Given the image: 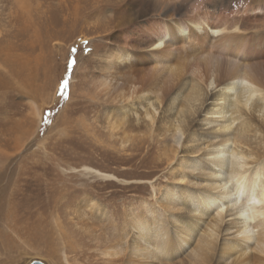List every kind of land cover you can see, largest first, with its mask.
<instances>
[{"label": "rangeland", "instance_id": "obj_1", "mask_svg": "<svg viewBox=\"0 0 264 264\" xmlns=\"http://www.w3.org/2000/svg\"><path fill=\"white\" fill-rule=\"evenodd\" d=\"M168 1L188 15L211 11L210 5L217 2ZM230 1L241 4L253 0ZM24 5L20 0H0V264H111L102 251L119 239L125 212L132 205L138 206L141 200L155 202L159 194L153 187L158 190L171 183L186 187L188 183L187 190L193 192L207 183L204 178L200 181L196 173L190 182L189 178L176 182L169 172L171 157L167 148L178 147V155L195 159L202 158L203 152H190L186 144L176 146V137L157 122L152 132L144 129L147 119H143V113L151 97L149 100L144 95L145 99L123 104L98 85L102 79L99 56L135 37L131 33L136 27L127 26L126 21L134 11L129 9L128 0H24ZM261 9H242L243 14L234 15L245 17L242 21L249 31L261 29L263 34ZM224 17L230 23L229 16ZM194 53L185 47L173 60L182 63L187 73L185 81L191 79ZM70 58L76 63L69 74ZM256 61L264 64V56ZM144 70V75L151 78L156 74L150 65ZM66 78L64 99L59 93ZM217 92L213 86L204 90L202 105L186 118L196 129L194 145L205 146L215 139L207 135L220 136L217 121L208 123L209 115L205 113ZM34 104L40 111L38 122L33 115ZM121 105L129 110V123L140 127V135L125 146L121 145V130H114L112 135L106 122L107 115L115 120ZM156 114V118L165 114L163 106ZM262 114L252 110L242 114L259 126L256 134H246L243 149L262 153ZM238 121L232 123L233 128ZM94 171L113 177L102 178ZM180 214L184 222L194 215L188 207ZM211 215L195 219L201 225L198 233H202ZM236 218L233 210L223 212L215 229L219 239L210 260L202 264H256L253 249L240 257L232 253L230 258L220 260L223 243L237 239ZM190 249L191 244L185 245L164 263L146 262L186 264L192 261ZM118 257L120 262L116 264H124L129 255Z\"/></svg>", "mask_w": 264, "mask_h": 264}, {"label": "bare ground", "instance_id": "obj_2", "mask_svg": "<svg viewBox=\"0 0 264 264\" xmlns=\"http://www.w3.org/2000/svg\"><path fill=\"white\" fill-rule=\"evenodd\" d=\"M215 1L217 2L210 5L211 11L207 9L200 14L191 12L188 15L189 13H182L174 2L168 0H128L129 9L133 8L134 11L126 16V21L127 26L136 27L131 33L135 37L98 58L102 73L98 85L104 91L107 90L110 97L118 98L123 104L145 99L144 95L149 100L152 98V101L146 103L143 113V119H147L145 130L151 131L157 122L158 126L176 137V146L186 144L185 147L190 148V152H203L202 158L195 159L187 154L178 155V147L167 148L171 157L169 172L173 179L185 182L189 178L190 182L193 178L191 176L196 173L200 181L201 178L207 181L203 187H197L193 192L187 190L188 183L186 187H180L176 183L158 190L153 187L159 194L155 196L154 203L141 200L138 206L132 205L125 212L119 239L102 251L111 264L120 262L118 256L124 253L129 255L123 261L124 264H144L148 260H161L164 263L170 255L176 254L185 245L190 247V244V260L196 264L208 262L217 238L215 229L223 218L219 207L228 202L219 186L226 181L229 170L238 169L241 163H251L248 159L255 158L256 166L253 165L252 173L259 175L255 180L252 176L249 177L247 190H264V139L262 138V143L259 142L263 147L262 153L243 149L246 134L249 131L256 134L259 126L254 125L250 117H242L247 110L262 112V116L264 115V64L256 61L258 56H264V33L260 34L261 29L249 31L242 21L245 17L234 15L242 9L246 12L260 10L264 8V0L241 4H234L230 0ZM20 2L25 6L24 0ZM137 5L141 6L136 7ZM224 15L229 16L230 23L226 22ZM185 47L195 50L191 57L193 68L189 71L191 79L187 81L182 63L173 62L177 51ZM148 65L156 73L152 78L144 75V68ZM123 86L124 89L119 91ZM209 86L217 88L218 92L213 97L212 106L205 113L209 115L208 123L217 121L220 136L216 138L215 135H207L215 139L205 146L194 145L196 129L186 122V118L200 108L205 97L204 90ZM160 105L165 114L156 118V110ZM128 112L127 107L121 105L114 121L106 116L112 135L114 130H121L123 146L140 135L138 124L129 123ZM33 115L38 122L40 111L35 104ZM237 118L238 126L233 128L232 123ZM219 119H222L221 123ZM206 155L210 157L204 158ZM204 161H208L206 166ZM94 172L102 178L113 177L108 173ZM184 207H188L194 214L185 222L180 214ZM258 210L264 211V207ZM233 211L239 225L234 233L237 239L223 243L219 253L220 260L230 258L232 253H237L240 257L253 249L256 254L252 257L257 261L256 264H264V218L252 222L241 217L239 210ZM210 214V221L205 223L202 233H198L197 228L201 225L195 219H204ZM245 228L254 231L243 237L238 236ZM64 257L67 260L66 254ZM192 261L186 264H193Z\"/></svg>", "mask_w": 264, "mask_h": 264}, {"label": "clouds", "instance_id": "obj_3", "mask_svg": "<svg viewBox=\"0 0 264 264\" xmlns=\"http://www.w3.org/2000/svg\"><path fill=\"white\" fill-rule=\"evenodd\" d=\"M216 35L219 34L216 33ZM85 51H87V48H85ZM73 52H75V49H73ZM75 63L76 61L74 58L69 59V74ZM67 86L68 79L66 78L61 82L59 93L64 99H67ZM249 159L253 162H243L239 165L238 169L229 170L226 181L219 186L221 192L224 193L225 200L228 201L219 207V211L223 213L229 210H239V215L241 217L255 222L258 218H264V211L258 210L264 207V190L259 192L247 190L249 177L252 176L255 180L259 175V173H252L255 158ZM252 231H254V229L245 228L244 231L239 232L237 235L243 237ZM217 239H219V237Z\"/></svg>", "mask_w": 264, "mask_h": 264}, {"label": "water", "instance_id": "obj_4", "mask_svg": "<svg viewBox=\"0 0 264 264\" xmlns=\"http://www.w3.org/2000/svg\"><path fill=\"white\" fill-rule=\"evenodd\" d=\"M32 264H44V263H42L41 261H35Z\"/></svg>", "mask_w": 264, "mask_h": 264}, {"label": "snow or ice", "instance_id": "obj_5", "mask_svg": "<svg viewBox=\"0 0 264 264\" xmlns=\"http://www.w3.org/2000/svg\"><path fill=\"white\" fill-rule=\"evenodd\" d=\"M74 66H75V65H74ZM74 66H73V67H74Z\"/></svg>", "mask_w": 264, "mask_h": 264}]
</instances>
